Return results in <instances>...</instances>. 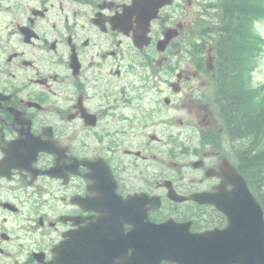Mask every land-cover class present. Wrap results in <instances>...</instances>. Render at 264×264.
I'll return each instance as SVG.
<instances>
[{
    "label": "flooded vegetation",
    "instance_id": "flooded-vegetation-1",
    "mask_svg": "<svg viewBox=\"0 0 264 264\" xmlns=\"http://www.w3.org/2000/svg\"><path fill=\"white\" fill-rule=\"evenodd\" d=\"M160 1L0 0V264H186L228 225L215 7Z\"/></svg>",
    "mask_w": 264,
    "mask_h": 264
},
{
    "label": "trees",
    "instance_id": "trees-1",
    "mask_svg": "<svg viewBox=\"0 0 264 264\" xmlns=\"http://www.w3.org/2000/svg\"><path fill=\"white\" fill-rule=\"evenodd\" d=\"M220 6L224 14L228 16L236 15L242 23L234 22L232 24L231 31L234 33L233 37L235 39L244 38L241 36L245 29L244 20H247L249 15L252 17L253 72L264 47V40L254 27L255 20L264 18V0H220ZM225 39L226 42L223 41L220 48L221 51L229 53L231 39L229 36ZM224 81V112L228 118L232 135L242 138L251 137V145L240 148L241 166L242 169L250 172L251 175L247 176L251 184L252 180L263 183L261 184L263 190L260 195L261 201L264 203V92H261L263 87H252V92L249 91L245 96L240 94V97H238L233 90L236 88L233 80L226 78Z\"/></svg>",
    "mask_w": 264,
    "mask_h": 264
},
{
    "label": "water",
    "instance_id": "water-1",
    "mask_svg": "<svg viewBox=\"0 0 264 264\" xmlns=\"http://www.w3.org/2000/svg\"><path fill=\"white\" fill-rule=\"evenodd\" d=\"M237 179L232 198L226 203L215 201L228 212L230 225L218 232V244L214 242L208 252L188 254L193 263L208 258L209 264H264V211L246 183Z\"/></svg>",
    "mask_w": 264,
    "mask_h": 264
},
{
    "label": "rangeland",
    "instance_id": "rangeland-1",
    "mask_svg": "<svg viewBox=\"0 0 264 264\" xmlns=\"http://www.w3.org/2000/svg\"><path fill=\"white\" fill-rule=\"evenodd\" d=\"M197 1V0H196ZM194 9V8H193ZM214 14H216V12H214ZM258 25V30H259V33L262 34L264 36V21L262 22H258L257 23ZM259 64V65H258ZM258 64H256L255 68H254V72H252V87H256V86H259L260 84H264V53L262 54V56L260 57V60L258 62ZM180 97V96H178ZM163 124V123H162ZM159 125L157 127H154L152 129H147L145 133H147V131L149 130H160L161 133H163V135L165 136L166 135V131L167 129L161 127L162 126ZM173 131H175L176 133L178 132H181V131H185V130H188L187 128H180V127H175L172 129ZM193 131H195L196 133L191 135V134H188V135H191V137H182L179 139V142L177 143V147L180 148L182 142H187V140L189 138H192L193 137V140H189V142L191 143V145H195L196 143H198V140H199V129H197L196 127L195 128H192ZM176 133H170L168 131L167 135H175ZM185 135V134H184ZM226 147L229 146L228 143H223ZM231 151L233 150L231 147H230ZM177 156H178V153H177ZM161 160L162 161H166V157L163 153H161ZM176 167H178L176 165ZM261 184V183H260Z\"/></svg>",
    "mask_w": 264,
    "mask_h": 264
}]
</instances>
